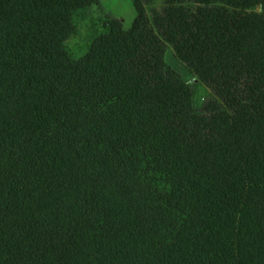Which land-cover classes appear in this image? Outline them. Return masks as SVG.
I'll return each mask as SVG.
<instances>
[{
	"label": "trees",
	"instance_id": "1",
	"mask_svg": "<svg viewBox=\"0 0 264 264\" xmlns=\"http://www.w3.org/2000/svg\"><path fill=\"white\" fill-rule=\"evenodd\" d=\"M132 3L0 0V264H264V0Z\"/></svg>",
	"mask_w": 264,
	"mask_h": 264
},
{
	"label": "rangeland",
	"instance_id": "2",
	"mask_svg": "<svg viewBox=\"0 0 264 264\" xmlns=\"http://www.w3.org/2000/svg\"><path fill=\"white\" fill-rule=\"evenodd\" d=\"M102 10L109 12L118 17L124 25L125 29H128L136 15L132 0H101ZM102 10L97 6H92V14L94 17L102 15ZM85 29L79 30L77 36L69 41V47L72 49L76 57L82 56L87 51V38ZM166 63L178 71L182 77L191 85L194 91V102L197 108H200L206 98L210 95L208 87L192 76L191 72L184 67V65L173 54L172 47H168L165 52Z\"/></svg>",
	"mask_w": 264,
	"mask_h": 264
}]
</instances>
